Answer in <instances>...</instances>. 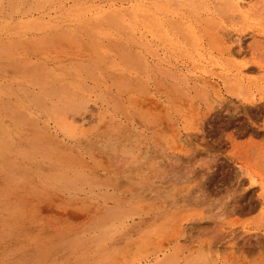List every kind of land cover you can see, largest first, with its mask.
<instances>
[{
    "label": "rangeland",
    "instance_id": "rangeland-1",
    "mask_svg": "<svg viewBox=\"0 0 264 264\" xmlns=\"http://www.w3.org/2000/svg\"><path fill=\"white\" fill-rule=\"evenodd\" d=\"M0 264H264V0H0Z\"/></svg>",
    "mask_w": 264,
    "mask_h": 264
}]
</instances>
